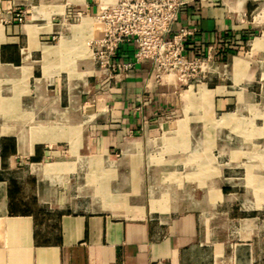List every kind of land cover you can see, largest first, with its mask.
I'll return each instance as SVG.
<instances>
[{"label":"crops","instance_id":"crops-1","mask_svg":"<svg viewBox=\"0 0 264 264\" xmlns=\"http://www.w3.org/2000/svg\"><path fill=\"white\" fill-rule=\"evenodd\" d=\"M115 1L0 0V264H264V0H188L220 54L160 80L92 56Z\"/></svg>","mask_w":264,"mask_h":264},{"label":"built area","instance_id":"built-area-1","mask_svg":"<svg viewBox=\"0 0 264 264\" xmlns=\"http://www.w3.org/2000/svg\"><path fill=\"white\" fill-rule=\"evenodd\" d=\"M188 0H117L101 7L97 16L103 25L102 37L91 42L99 65L113 73L129 71L144 59L153 62L157 79L178 75L193 78L202 65L220 54L218 47L191 58L186 50V39L193 30L181 28L173 32L182 9ZM19 22L24 21L22 11L16 12ZM173 33V35H171ZM134 43L136 51L128 61H115L114 56L122 44Z\"/></svg>","mask_w":264,"mask_h":264},{"label":"rangeland","instance_id":"rangeland-1","mask_svg":"<svg viewBox=\"0 0 264 264\" xmlns=\"http://www.w3.org/2000/svg\"><path fill=\"white\" fill-rule=\"evenodd\" d=\"M99 15V14H98ZM97 15V16H98ZM97 20H98V22L102 25V23L99 21V19H98V17H97ZM93 24H94V22H92ZM95 40H97V39H95ZM91 41H93L92 39H90L87 43H88V47L90 48L91 47V49H92V46H89V43L91 42ZM92 53V52H91ZM92 56L94 57V55H93V53H92ZM247 113V112H246ZM248 118H251L252 116L251 115H248L247 116Z\"/></svg>","mask_w":264,"mask_h":264},{"label":"bare ground","instance_id":"bare-ground-1","mask_svg":"<svg viewBox=\"0 0 264 264\" xmlns=\"http://www.w3.org/2000/svg\"><path fill=\"white\" fill-rule=\"evenodd\" d=\"M94 24H95V23H94ZM98 31H99V30H98ZM101 37H102V32L99 31L98 34L95 35V36L92 38V40L99 39V38H101ZM91 42H92V41H91ZM91 42L89 43V46H91Z\"/></svg>","mask_w":264,"mask_h":264}]
</instances>
